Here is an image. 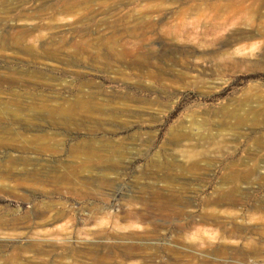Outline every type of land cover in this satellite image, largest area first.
I'll use <instances>...</instances> for the list:
<instances>
[{
    "label": "rangeland",
    "instance_id": "374dc122",
    "mask_svg": "<svg viewBox=\"0 0 264 264\" xmlns=\"http://www.w3.org/2000/svg\"><path fill=\"white\" fill-rule=\"evenodd\" d=\"M0 264H264V0H0Z\"/></svg>",
    "mask_w": 264,
    "mask_h": 264
},
{
    "label": "bare ground",
    "instance_id": "6f19581e",
    "mask_svg": "<svg viewBox=\"0 0 264 264\" xmlns=\"http://www.w3.org/2000/svg\"><path fill=\"white\" fill-rule=\"evenodd\" d=\"M190 158H191V162L188 165V169H190L191 171L197 172L198 170L205 168V167H201L202 165H200V161L196 157V155L191 156ZM153 193L156 196L160 197V199L158 201H156V202H153L152 204L146 203V205H147V210L146 211L147 212L140 211V210L131 211L130 212V216L131 217H135V218L140 219V220H147V219L150 220L149 213H148L149 209L157 210V211H160L161 213L163 212V213H166V214L174 213V209L172 208V204H171L173 202V197L166 196L167 194H163L160 189H156ZM183 203H184V201H183ZM189 203L190 202L187 199V204L186 205H188ZM206 203H209V199H206ZM182 210H183V208L179 209V211H181L180 215L184 214V212ZM179 211H178V213H179ZM175 212H177V209H176ZM207 214H209V212ZM185 215L187 216V224H185V225H187V226L192 225L193 224L192 222L195 221L192 213L190 214V213H187V211H185ZM149 226H151L150 229H147V226L144 227V228H146L145 231H147V230H149L151 232H153V231L156 232L157 231V225L156 224L152 223V224H149ZM130 234L136 235V234H139V233H138V231H132V232H130ZM134 242L135 241H131L129 244L124 245L123 250L125 251V253H126V255L128 257H132V255H134L133 251L138 250V249L143 248V247L144 248H149L150 244H151V242H149V241H143V242H141L142 244L134 243ZM167 249H168V251H170V254L172 256H175V257H179V256H182L184 254V252L181 249H177L175 247H168ZM158 251L159 250H155V253L157 254ZM97 260L100 261V259H97Z\"/></svg>",
    "mask_w": 264,
    "mask_h": 264
}]
</instances>
